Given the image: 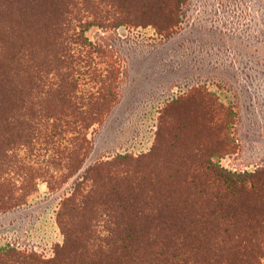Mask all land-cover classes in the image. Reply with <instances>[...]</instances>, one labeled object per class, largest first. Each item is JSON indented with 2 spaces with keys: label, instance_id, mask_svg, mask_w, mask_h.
<instances>
[{
  "label": "trees",
  "instance_id": "16d2710c",
  "mask_svg": "<svg viewBox=\"0 0 264 264\" xmlns=\"http://www.w3.org/2000/svg\"><path fill=\"white\" fill-rule=\"evenodd\" d=\"M191 2L0 0V214L71 183L52 255L0 245V264H264V164L222 163L240 148L236 93L188 86L148 151L88 163L121 76L89 32L152 28L168 42Z\"/></svg>",
  "mask_w": 264,
  "mask_h": 264
},
{
  "label": "rangeland",
  "instance_id": "374dc122",
  "mask_svg": "<svg viewBox=\"0 0 264 264\" xmlns=\"http://www.w3.org/2000/svg\"><path fill=\"white\" fill-rule=\"evenodd\" d=\"M185 13L182 31L168 42L152 28L89 32L94 42L112 49L121 76L118 104L93 133L88 163L118 152L148 151L164 105L188 86L206 84L222 98L236 93L242 107L239 151L222 163L264 164V79L257 75L264 72V0H192ZM70 185L52 193L42 183L26 205L1 213L0 245L50 257L62 241L56 213Z\"/></svg>",
  "mask_w": 264,
  "mask_h": 264
}]
</instances>
